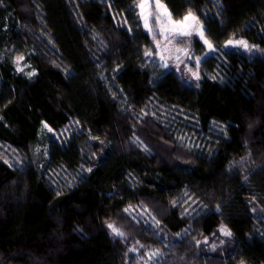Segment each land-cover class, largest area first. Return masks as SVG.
Returning a JSON list of instances; mask_svg holds the SVG:
<instances>
[{
  "label": "trees",
  "instance_id": "trees-1",
  "mask_svg": "<svg viewBox=\"0 0 264 264\" xmlns=\"http://www.w3.org/2000/svg\"><path fill=\"white\" fill-rule=\"evenodd\" d=\"M136 1L0 0V264H264V0H161L179 73Z\"/></svg>",
  "mask_w": 264,
  "mask_h": 264
},
{
  "label": "rangeland",
  "instance_id": "rangeland-1",
  "mask_svg": "<svg viewBox=\"0 0 264 264\" xmlns=\"http://www.w3.org/2000/svg\"><path fill=\"white\" fill-rule=\"evenodd\" d=\"M141 2H142V0H137L135 7H136V10L138 12V16H139V19H140V22L142 24L144 31L149 34V36L151 37V39L153 41L152 48L150 50H148L151 52V55H147V56L149 58H151L153 61L157 62L161 67H163L165 69H169V68L173 67L175 69V71H177L179 73L180 62L184 58V55L186 52L185 51H178V50L179 49H186L187 50L186 43H183L181 41V39L179 38V35H176L175 33L164 32L161 29L160 24L155 20L154 16H149V18H148L149 27L146 28L145 27V19L141 15V9L139 8V4ZM146 2L149 5V7H147L145 9L146 14L147 13H153V12L157 11L155 8L156 0H146ZM183 17L180 19H173V18L172 19H173V21L183 20ZM199 23L203 28L202 23L201 22H199ZM149 28H151L152 31H150ZM196 35L198 36V38L200 39V41L204 44V46L206 48L205 54L201 55V57H200L201 60H203L204 56H208L211 53V51L208 49L207 45L204 43V40L200 38L199 34L196 33ZM230 40L233 41L232 44H228V41H230ZM239 40H243V39H229V40L224 42L223 46L226 48L236 47L239 49H245L242 46L237 45L235 43V41H239ZM19 56H21V55H18V54L12 55V64L14 66L15 71L22 73L25 76H30L29 73H35V69L33 68V66L28 61H26V59L23 56H22L23 59L19 62V68H21L23 70L18 71V65L16 62V58ZM204 61H206V60H204ZM194 63H196V60H194ZM204 63L208 64L207 62H204ZM188 68L192 69L194 67L191 66V64H188ZM45 124L46 123H43V125H42V130L40 132L41 137L47 136V134H49L52 138H55L58 142L65 141L69 137V135L78 128L76 126V124L74 123V121H72V120H70L67 125L59 128L58 130H53L47 124H46L47 127H45L44 126ZM49 129H51V131H49ZM37 148L45 151V145H38Z\"/></svg>",
  "mask_w": 264,
  "mask_h": 264
},
{
  "label": "snow or ice",
  "instance_id": "snow-or-ice-1",
  "mask_svg": "<svg viewBox=\"0 0 264 264\" xmlns=\"http://www.w3.org/2000/svg\"><path fill=\"white\" fill-rule=\"evenodd\" d=\"M149 7V5L147 4L146 0H142V2L139 4V8L141 9V15L144 17L145 19V27L148 28V18L149 16H154L155 20L160 24L161 29L164 32H169V33H175L176 35H183V36H191L193 33H198L200 38L204 40V43L207 45L208 49L210 51H215L213 44L205 38L204 36V30L202 28V26L199 23L198 18L191 12V10H189V12L183 17V20H177V21H173L171 13L168 11L166 5H164L163 3H161V0H156L155 2V8H156V12L153 13H145V9ZM150 31H152L151 28H149ZM233 41H228V44H232ZM235 43L237 45L242 46L243 48L247 49L248 51H252L251 47L247 44L246 41L243 40H239V41H235ZM178 51H187L186 49H179ZM146 55H151V52L148 51L145 53ZM23 59L22 56H19L16 58V62L18 65V71H22L23 69L19 68V62ZM200 63V58L197 57L196 58V65L197 67L199 66ZM189 71L191 72L192 70L189 69ZM29 75H34V73H29ZM192 76L195 79H199V73L198 72H192ZM45 127H47V125H44ZM49 131H51V129H49ZM109 228L112 229L113 233H115L116 235H123V233H121L119 231L118 228L114 227V225L109 224L108 225ZM220 231L225 235V236H230L231 232L227 229L222 227L220 229ZM158 254V253H154Z\"/></svg>",
  "mask_w": 264,
  "mask_h": 264
}]
</instances>
